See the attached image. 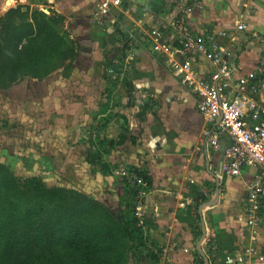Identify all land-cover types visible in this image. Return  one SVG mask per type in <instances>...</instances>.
I'll list each match as a JSON object with an SVG mask.
<instances>
[{
	"label": "rangeland",
	"instance_id": "rangeland-1",
	"mask_svg": "<svg viewBox=\"0 0 264 264\" xmlns=\"http://www.w3.org/2000/svg\"><path fill=\"white\" fill-rule=\"evenodd\" d=\"M6 1L0 0V19L9 9L20 6L3 10ZM29 3L39 4L38 12L48 10L43 0H27L19 7L21 11H26ZM44 15L46 19L57 18ZM14 23L21 25L22 19L17 17ZM58 29L70 42L83 37L70 21L60 23ZM73 47L79 51L80 43ZM109 50L93 54L84 49L85 57L66 61L40 76L49 64L41 68L38 78L16 74L13 83L4 79L10 74L3 75L0 62V202L4 211L0 263L9 257L17 261L9 251L3 255L7 249L3 245L12 248L22 242L27 246L18 257L22 264H167L147 236L141 207L137 210L150 188L135 178L134 167L121 160L144 155L143 139L159 121L153 85L163 83L168 76L159 71L148 73L144 81L131 80L132 71L126 67L130 51L125 60L120 54L106 63L102 58L113 55ZM118 82L127 98L121 113L111 108L112 102L120 101L111 94ZM162 125L172 131L170 124ZM123 134L129 140L125 146H109ZM101 163L108 166L107 174H103ZM11 178L19 192H23L24 181L32 178L47 190L65 192L56 197L15 195ZM132 219L143 228L146 240L139 250L132 249L121 230V220ZM74 232L84 237L81 247L69 241Z\"/></svg>",
	"mask_w": 264,
	"mask_h": 264
},
{
	"label": "crops",
	"instance_id": "crops-1",
	"mask_svg": "<svg viewBox=\"0 0 264 264\" xmlns=\"http://www.w3.org/2000/svg\"><path fill=\"white\" fill-rule=\"evenodd\" d=\"M12 1L13 6L18 3L24 6L27 0ZM43 3L48 10L42 9L41 13L62 17L63 25L73 22L83 34L73 40L75 45L80 43L74 59L85 57L83 50L88 48L94 54L109 47L114 55V49L125 47L119 55L125 60L124 55L130 51L126 67L132 71L131 80L144 81L149 74L159 71L168 76V80L153 85L159 121L143 139L144 155L121 160L150 178L141 211L147 236L166 257V263L238 264L248 258V264H264V206L260 211L261 222L254 229L248 228L245 214L247 186L254 171L244 169L236 178L217 179L221 175L223 143L216 153L206 143L211 125L200 115L196 99L182 85L181 77L170 69V57L156 52L149 37L151 32H157L159 45L166 46L173 54L171 60L180 65L184 58L176 20L182 18L194 37L233 30L235 23L242 21L247 30L236 33L233 48L238 54L237 62L248 72L258 61V46L251 38L264 37V0H196L197 7L188 15L184 14L188 0H134L109 9L106 15L102 14L100 0H43ZM37 7L39 4L29 3L25 9L30 14L38 11ZM99 19L101 25L97 24ZM244 41L252 42L251 51L242 49ZM110 57L111 54L102 59L115 61L116 56ZM105 70L103 73L108 71ZM211 71L202 58L191 63V72L198 76ZM120 91L118 82L111 93L120 98L111 107L118 113L125 108L127 99ZM163 123L170 124L172 131Z\"/></svg>",
	"mask_w": 264,
	"mask_h": 264
},
{
	"label": "built area",
	"instance_id": "built-area-1",
	"mask_svg": "<svg viewBox=\"0 0 264 264\" xmlns=\"http://www.w3.org/2000/svg\"><path fill=\"white\" fill-rule=\"evenodd\" d=\"M134 0H100L102 14L111 8H120ZM184 10L188 15L197 7L196 0H188ZM101 20L97 24L101 25ZM181 42L183 63L172 61L173 55L166 46L159 45L160 36L153 31L150 40L155 51L170 57L168 65L187 92L196 99V108L212 131L206 134V143L216 153L222 149L220 181L224 177L236 178L242 170L252 169L254 174L247 186L245 214L248 228L254 229L261 222L260 211L264 206V37L253 36L258 46V61L254 68L244 72L239 65L233 41L237 32H245L242 21L233 30L194 37L185 27L182 18L175 21ZM226 43V44H224ZM243 50L251 51V41H244ZM202 58L212 68L210 74L198 76L191 72V63ZM137 180L143 181L135 175ZM145 185V184H144ZM141 204L137 207L139 211ZM262 261V259H260ZM238 264H248V258Z\"/></svg>",
	"mask_w": 264,
	"mask_h": 264
},
{
	"label": "trees",
	"instance_id": "trees-1",
	"mask_svg": "<svg viewBox=\"0 0 264 264\" xmlns=\"http://www.w3.org/2000/svg\"><path fill=\"white\" fill-rule=\"evenodd\" d=\"M17 17L22 19L21 25H16L14 23ZM62 21L63 18L59 16L55 19H46L45 15L41 12L35 10L29 14L28 9L23 12L19 7L17 9H10L6 12L5 16L0 19V62H2L4 67L5 73L3 75L7 73L10 75L3 76L5 77L4 79H9V83H13L15 80L14 75L16 76V74H18L17 76L20 78H36L40 75L38 72L41 68L50 64V66L42 72V75H40L44 76L52 72L56 67H60L64 62L73 61L75 55L73 46L75 44L67 41L63 35H60L58 25L62 23ZM104 45L105 43L102 42L101 46ZM124 50L125 47L122 48V50L115 49L114 55L110 58L119 55V53L122 54ZM126 141V136L123 134L118 137L117 141H112L109 146H122ZM101 170L103 174H107L108 166L101 163ZM133 172L146 186L151 184L150 178L145 172L137 169H134ZM14 182L15 180L11 178L10 184L12 185L10 188L15 191V195L19 193L21 195V193H23L26 195L35 194L36 196L50 195L56 197L65 192L62 189L47 190L36 178L24 181L22 184L23 192H19V188L13 185ZM21 202L22 201L15 202V204L18 206ZM2 208L0 202V220L4 213V211L2 212ZM121 221L123 225L121 230L132 244V249L139 250L143 248L146 240L144 239L143 228L139 226L138 221L136 219L125 222L123 220ZM17 229H19V231L22 230L21 228ZM20 233H23V231ZM69 239L74 247L80 245V243H84L82 241L84 237L78 232L72 233ZM3 246L5 248L7 247L3 255H6L9 251V255L15 256L17 261L9 257L7 260H1L2 262L0 264L24 263L20 261L18 257H21L26 252V245L20 242L12 248L5 245ZM79 247H81V245Z\"/></svg>",
	"mask_w": 264,
	"mask_h": 264
},
{
	"label": "bare ground",
	"instance_id": "bare-ground-1",
	"mask_svg": "<svg viewBox=\"0 0 264 264\" xmlns=\"http://www.w3.org/2000/svg\"><path fill=\"white\" fill-rule=\"evenodd\" d=\"M13 1L12 0H8V1H6L5 3H4V5H3V10H4V8L6 9V8H10V7H12L13 6Z\"/></svg>",
	"mask_w": 264,
	"mask_h": 264
}]
</instances>
